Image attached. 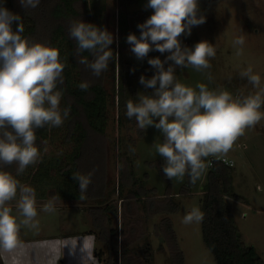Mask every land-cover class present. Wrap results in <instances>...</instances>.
Segmentation results:
<instances>
[{
  "label": "clouds",
  "instance_id": "1",
  "mask_svg": "<svg viewBox=\"0 0 264 264\" xmlns=\"http://www.w3.org/2000/svg\"><path fill=\"white\" fill-rule=\"evenodd\" d=\"M39 2L19 0L25 12L36 8ZM144 9H151L152 15L137 25L140 35L130 33L125 42L136 60H146L154 69L150 78L141 75L138 81L152 91L150 95L138 92L137 102L126 101V116L134 118L139 129L151 126L163 136V142L153 143V148L164 160L161 168L168 180L183 181L187 175L189 183L195 184L205 171L207 157L226 155L246 128L264 118L258 111L264 101L259 93L234 98L230 92L210 90L204 83L194 89L177 80L176 67L204 71L211 67L209 59L216 55L207 41L187 47L179 39L190 36L193 27L206 22L205 16L199 14L198 0H146ZM23 31L21 15L0 6V166L16 164L17 175L39 159L35 129L62 126L71 110L70 106L60 109L62 92L58 86L64 82V64L59 50L28 41L22 37ZM68 33L76 43L77 62L99 78L112 59L109 49L115 40L113 34L84 21L72 22ZM244 43L243 36L233 41L237 55L242 53ZM85 52L91 53V61L81 55ZM151 52H159L164 59L150 57ZM240 76L253 87L261 88V78L251 66ZM208 78L211 80L210 75ZM89 86L85 81L78 88L87 91ZM42 143L46 145L47 141ZM72 178L79 185V199H84L91 174L73 172ZM13 200L22 217L19 221L7 206ZM35 203L32 187L0 171V250L12 252L17 247L20 225L38 228ZM42 210L54 212V203L49 201ZM202 219L201 210L193 207L182 223L188 225Z\"/></svg>",
  "mask_w": 264,
  "mask_h": 264
},
{
  "label": "rangeland",
  "instance_id": "2",
  "mask_svg": "<svg viewBox=\"0 0 264 264\" xmlns=\"http://www.w3.org/2000/svg\"><path fill=\"white\" fill-rule=\"evenodd\" d=\"M14 2L17 4L19 0ZM145 3L146 0H138L130 4V9L152 15L151 9H144ZM198 3L199 14L205 16L206 22L193 27L190 36L182 35L179 39L187 47L207 41L215 48L216 55L209 59L211 67L204 71L191 67H176L177 80L194 89L197 84L204 83L210 90L228 91L234 98L259 93L264 101V92H261V88H264V0H219L209 5L198 0ZM94 5L105 7L106 27L117 42L119 0H95ZM81 6L82 4L79 5ZM95 9L93 7V11ZM85 18V15H80L69 25L74 21L85 22ZM240 36L244 37L245 43L242 53L237 55L233 41ZM129 56V53H124L125 58ZM249 66L253 73L260 76L261 88H255L246 78H241L240 72ZM258 111L264 114V103ZM115 120L114 114L110 113L108 136L92 132L89 138V149L103 156V171L111 184L119 179L123 170L128 169L127 162L122 163L118 154L117 143L121 131ZM132 133L136 137L135 131ZM123 139L120 148L132 155L140 176L148 172L143 177L144 183L148 189L156 188L159 193L156 198H165L163 192L166 190L181 191L185 178L183 181L166 180L162 171L155 165L154 161L161 157L153 148V143H162L164 139L157 129L151 126L145 129V135L138 140L137 155L129 150L126 136ZM41 146L43 153L48 155H54L64 149L57 138ZM221 156L234 161L232 184L234 192L241 196V199H230L234 217L246 242L255 246L264 259V118L254 127L246 128L243 135L234 142L232 149ZM20 184L35 190L36 220L39 221V226L37 229H31L20 225L17 247L12 252L0 250L1 264H121L124 249L119 240L116 247L109 244L113 236L108 235L109 241H101L98 235L96 237L87 232L92 225L87 212L88 204L76 200L67 201L59 197L54 185H38V181L32 177ZM43 187H46L44 197L39 193ZM201 188L200 185L197 187L199 191L170 196L179 201L180 209L174 213L154 216H149L143 210L144 200L131 197V204L127 203V207H123L117 192L112 195L110 200L117 203L119 211L118 223L113 225L118 228V239L122 236L128 244L127 253L124 254V257L126 255L129 259L128 262L149 264L141 252L143 245L149 241L153 254L150 264H171L172 251L167 235L165 232L158 235L155 228L160 225L164 215H170L185 263L217 264L203 242L202 220L188 225L182 223L186 212H190L193 207L202 212L200 199L204 191H201ZM52 190L56 193L52 194ZM49 201L54 203V212L42 210ZM128 205L132 209H127ZM7 206L12 209V215L16 216L18 221L22 219L16 210L15 200ZM100 250L101 254L97 256L96 253Z\"/></svg>",
  "mask_w": 264,
  "mask_h": 264
},
{
  "label": "trees",
  "instance_id": "3",
  "mask_svg": "<svg viewBox=\"0 0 264 264\" xmlns=\"http://www.w3.org/2000/svg\"><path fill=\"white\" fill-rule=\"evenodd\" d=\"M137 1L119 0L118 41H114L109 49L112 59L109 61L108 70L97 78L84 65L77 62L76 43L70 38L68 28L71 21L80 15H85L86 23L107 29L105 7H95V0H40L36 8L25 12L20 3L16 4L14 0H0V6L21 15L24 25L22 37L30 42L41 43L59 50L60 61L64 64V82L58 86V90L62 92L60 109L63 111L69 106L71 109L69 117L64 120L62 126L55 128L45 126L35 129L36 146L39 151V159L35 164L28 166L21 175H17L16 164L0 166V171L9 172L12 175L14 173L13 176L20 183L32 177L33 180L38 181V185H46V187L54 185L59 197L67 201L76 200L88 204L87 212L92 225L87 232L96 237L98 235L101 241L108 239V235L113 236L109 244L118 247L119 240L124 254L127 253L128 244L124 242L122 236L118 239V228L113 225L118 223L119 213L117 203L110 200L114 193L117 192L123 207H127V203L131 204V197L144 200L143 210L149 216H154L177 212L180 209L179 201L170 196L199 191L197 187L201 185V191H204L200 199L203 213L202 238L217 264H264V259L255 246L246 242L229 203L231 198L241 199V196L234 192L232 184L233 166L223 162H215L212 166H208L209 157H207L205 164L208 169L205 168L195 184H190L186 175L181 191L166 190L163 192L166 197L158 199L156 195L159 193L156 188L148 189L144 183L143 177L148 172L140 176L132 155L120 148L126 136L129 150L134 149L132 152L137 155L138 140L145 135V129H139L134 118L131 120L127 118L126 101L137 102L138 92L150 95L152 90L144 89L138 81L141 75L150 78L154 74V69L150 68L146 60L141 62L135 59L129 52L130 46L125 42L130 33L139 36L137 25L151 16L130 9V4ZM199 1L209 5L219 0ZM80 4H82L81 7H79ZM93 7L96 8L95 11ZM16 27L14 23V31ZM125 52L129 53L128 58L124 57ZM81 55L86 56L89 61L93 59L91 53L85 52ZM149 56H160L162 60L164 59L159 52H151ZM85 81L90 86L87 91H81L78 85ZM110 113L116 117L115 122L121 131L117 143L120 160L128 164L127 171L123 170L119 176L121 179L113 181L112 184L103 171V156L89 149V138L92 132L108 136ZM134 131L136 137L132 133ZM56 138L64 149L54 155L43 153L41 149L43 147H40L43 144L42 141L50 142ZM67 147L69 149H66ZM154 162L162 171L163 158ZM73 172L91 174V184L82 200L79 199V185L72 178ZM203 175H205L204 180ZM165 179L168 180L166 177ZM46 187L39 192L43 197ZM50 192L56 193L53 190ZM127 209L130 210L132 207L128 205ZM159 224L155 227L157 234L165 232L170 242L171 264H186L170 215H164ZM149 243L147 241L143 245L141 252L150 264L153 254ZM100 254L101 250L96 253L97 256ZM124 254L121 264H136L128 262L129 259L126 255L124 257Z\"/></svg>",
  "mask_w": 264,
  "mask_h": 264
},
{
  "label": "built area",
  "instance_id": "4",
  "mask_svg": "<svg viewBox=\"0 0 264 264\" xmlns=\"http://www.w3.org/2000/svg\"><path fill=\"white\" fill-rule=\"evenodd\" d=\"M215 162H223L225 164L234 165V161L226 156H220L219 158L217 157H213V156H209L208 158V166H212Z\"/></svg>",
  "mask_w": 264,
  "mask_h": 264
}]
</instances>
